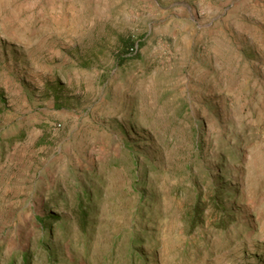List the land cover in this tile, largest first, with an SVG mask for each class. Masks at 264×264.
<instances>
[{
	"label": "rangeland",
	"instance_id": "rangeland-1",
	"mask_svg": "<svg viewBox=\"0 0 264 264\" xmlns=\"http://www.w3.org/2000/svg\"><path fill=\"white\" fill-rule=\"evenodd\" d=\"M20 253L264 264V0H0V264Z\"/></svg>",
	"mask_w": 264,
	"mask_h": 264
},
{
	"label": "trees",
	"instance_id": "trees-1",
	"mask_svg": "<svg viewBox=\"0 0 264 264\" xmlns=\"http://www.w3.org/2000/svg\"><path fill=\"white\" fill-rule=\"evenodd\" d=\"M124 44L126 47H130V51H133L132 44L127 43L124 41ZM117 63H119L117 59ZM78 188L75 187V192L73 193V211L70 213L73 221H75L77 227L81 230V232H85L86 228V219L88 218V210L83 202V199L88 200L90 194L86 193L85 191H79ZM194 212L190 216V225H194L198 223V220L196 219L199 215L196 210H193ZM196 219V220H195ZM54 221V224H59V219L57 216H49L46 218L36 217L34 218V222L38 225L40 230H46L49 228V223ZM47 241V239L38 238L36 247L37 248H43V244ZM15 254L11 257H9L6 264H15ZM19 259L23 262L22 264H30L29 263V256L26 253H20Z\"/></svg>",
	"mask_w": 264,
	"mask_h": 264
}]
</instances>
